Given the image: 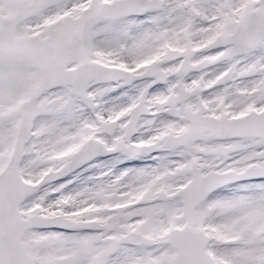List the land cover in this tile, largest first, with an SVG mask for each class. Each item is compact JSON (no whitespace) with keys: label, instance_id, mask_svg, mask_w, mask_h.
Here are the masks:
<instances>
[{"label":"snow or ice","instance_id":"obj_1","mask_svg":"<svg viewBox=\"0 0 264 264\" xmlns=\"http://www.w3.org/2000/svg\"><path fill=\"white\" fill-rule=\"evenodd\" d=\"M0 264H264V0H0Z\"/></svg>","mask_w":264,"mask_h":264}]
</instances>
